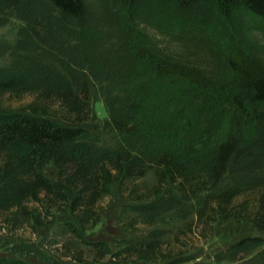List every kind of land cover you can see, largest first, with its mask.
Masks as SVG:
<instances>
[{
  "label": "trees",
  "instance_id": "trees-1",
  "mask_svg": "<svg viewBox=\"0 0 264 264\" xmlns=\"http://www.w3.org/2000/svg\"><path fill=\"white\" fill-rule=\"evenodd\" d=\"M91 1L0 0V19L24 22L29 33V49L16 51L11 63L1 66L3 72L0 68V217L14 209L25 213V202H43L72 219L78 227L70 229L72 237L78 239L109 217L120 234L108 242H84L94 262L106 257L114 264L196 259L264 264V168L260 185H225L233 177L239 182L244 175L240 169L253 160L252 151L264 145V75L249 73L230 53L228 67L251 96L249 102L234 97L229 110L222 86L218 90L206 80L212 79L190 72L196 61L186 52L203 27L193 14L196 5L209 6L223 20L243 12L264 23V0H157L173 4L171 19L183 20L177 30L160 25V19L153 20L157 29L151 23L140 28L137 19L126 17L154 0H101L98 16L108 21L114 17V29L119 23L127 32L140 29L149 35L152 43L147 46L153 53L144 55L155 56L150 64L135 68L111 55L112 47L100 51L103 44L97 48L91 20L86 53L67 57L73 65L72 75L64 73L72 76L70 86L56 88L14 73L12 68L23 61L60 67L59 59L46 57L37 47L56 45L58 29L72 27V34H78L80 23L94 17ZM156 13L154 19L162 18L160 10ZM99 30L112 35L108 25ZM94 101L103 104V120L93 109ZM211 113L225 117L214 123ZM197 116L200 120L192 121ZM93 130L108 141L105 150L84 148ZM97 150L105 153L90 159L99 156ZM253 163L260 166L258 160ZM115 201L125 210L111 217ZM0 220L4 231L6 218ZM0 264L35 263L0 259Z\"/></svg>",
  "mask_w": 264,
  "mask_h": 264
},
{
  "label": "rangeland",
  "instance_id": "rangeland-1",
  "mask_svg": "<svg viewBox=\"0 0 264 264\" xmlns=\"http://www.w3.org/2000/svg\"><path fill=\"white\" fill-rule=\"evenodd\" d=\"M100 1L101 0L91 1V4L94 6L92 12L94 17H90L83 24L82 22L80 23V31L78 34H72V27L64 28L63 30L58 29L56 30L57 33L53 35V37L56 38V45L42 46L41 44V46L37 47L46 57L50 56L53 59H59L61 61V64L59 63L60 67L63 64L66 70H64L63 67V69H60V67L46 61H39V63L36 62L35 64L23 61L20 62L18 67L15 66L12 68L14 69V73L16 72L18 75H24L27 78H34L41 84L44 82H51L50 84L55 85L56 88H58V86H63V88L67 87V85L70 86L69 80L72 78L73 65L67 61V57L86 53L84 42L85 40L91 39L92 35L86 27H90V25L88 26V22L90 23L91 20L93 21H91V24L94 25L93 28L97 30H93L96 35L97 48L103 44L99 49L100 51L109 52L112 47L113 54L111 55L119 57L121 62L127 65H133L135 68H137L138 65L143 66L150 64V61L153 60L155 56L150 59L146 58L144 55V52L150 55V51H152L147 46V42L152 43L149 40V35L140 29L127 32L121 28L119 23L118 26H116L117 29H114V26L110 23V20L114 19V17L110 18L109 21L105 19L104 21L98 16V3H100ZM172 6L173 4L171 2L163 5L159 4L157 0H154L150 3L148 8L140 9L136 7L134 12L126 14V17L132 20L133 18L137 19V21L140 22V28L151 23L153 26L152 29H157L155 26L156 22H153V20L158 21L160 19L162 21L160 25L168 26L171 30H177L176 27H179L183 20L182 18L171 19V17H175V10ZM27 8L32 10V7ZM27 8L25 6V9ZM34 10H36V8H34ZM149 10L155 11V13ZM159 10L162 12L160 13L162 14L160 17L162 18L154 19V17L158 15L156 12ZM2 12L3 8L0 7V16ZM173 13L174 15H172ZM193 14L197 15L196 19L203 22V27L200 29V36H198L194 42L188 44V50L186 52L190 53L189 58L196 61L195 67H193L190 72L193 75L197 74L202 77L207 76L212 79L213 81L205 78L208 82H211L213 86H216L218 90H220L221 88L219 87L222 86L224 92H221L225 95L223 98L228 101V106H231L229 110L233 108L232 99L234 97L249 102L251 94L247 90L244 91L241 88L234 73L229 69L228 56L230 53L234 52L237 57L240 58L241 66L249 73L260 72L264 75V23L243 12L233 15L227 20H223L217 18L213 9L204 4L196 5ZM5 22L8 24L5 26L2 25L5 24ZM125 23L127 24L128 22ZM59 25L61 24H58V26ZM105 25L109 26L114 36L106 35L105 32L99 30L101 26ZM200 25L202 26L201 22ZM0 26V55L2 56L0 68L3 72L1 66L11 63L16 51L22 50L24 52V50L26 51L29 49V43L25 42L29 33H27L28 30L25 28L24 22L19 23L11 19H0ZM65 29H70L71 32ZM42 32L45 33L46 30ZM108 41H112L113 45L108 43ZM92 51L93 50H90L89 52ZM138 54H143L145 58H138ZM181 55L183 56L184 54ZM66 71H69L71 75H65ZM93 109L99 120L105 118L106 113L100 101L93 102ZM256 109L260 110L261 108L259 106ZM224 117L225 116L221 115L220 117L214 116L211 121L219 123ZM235 118H237V116ZM198 120H200V116H197L192 121L196 122ZM92 132L93 136L90 135V137L83 141L85 143H82L84 148L90 149L91 147L92 150L94 148H100V150L107 148L108 144L106 143H108V141L104 140L103 135L99 132H94V130ZM82 144L78 146L79 149H81ZM100 150H97L99 156L92 155L89 158L99 160L102 153H105L103 151L99 152ZM252 152L253 155L250 158H253V160L247 161L240 169L244 175L238 179L239 182L237 180L235 181L233 177L231 178L232 180L225 183L226 186L238 184L239 189H245L261 184L262 178L260 170L262 172L264 168V145H261L255 153L254 151ZM256 160H258L259 165L261 160L263 161L259 167L253 163V161ZM7 195V192H3V197H7ZM23 206H25V213L14 209L3 214V217L6 218V228L4 231L2 229L0 231V259H19L35 264H114L112 263L113 261H109L106 257L102 260L96 259L97 261L95 262L97 263H95L94 260L90 261L88 259V249L84 244L87 240L106 239L108 242L111 241L113 236H119V225L115 226L111 224L110 220L112 219L109 217L102 218V222L98 224L93 231L85 232L84 239L81 237L78 239L72 237L70 230H77L78 227L75 223H72V219L66 213L61 214V211L58 209L49 210L52 209L50 208L51 205L43 202H25ZM104 207H107V203ZM47 210L50 212L49 216L46 212ZM123 210L125 209H123L121 203L115 201L109 209L111 213L110 216H120ZM132 210L136 212L137 208ZM130 216V218H132V213ZM3 217L1 216L0 219ZM245 227L250 228L251 225L247 223ZM195 245L200 247L202 242H198ZM203 247L206 248L204 245ZM205 248H203V250ZM110 250H114L112 244H110ZM77 258H84L85 261L88 262L79 263V261H75ZM199 260L200 259L193 260L194 262L191 260L190 262L180 264H211L209 263L211 261L206 260L204 262L201 261L202 263H196Z\"/></svg>",
  "mask_w": 264,
  "mask_h": 264
}]
</instances>
